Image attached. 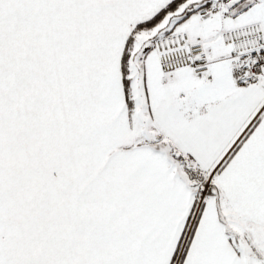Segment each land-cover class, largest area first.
<instances>
[{
	"label": "snow or ice",
	"instance_id": "snow-or-ice-1",
	"mask_svg": "<svg viewBox=\"0 0 264 264\" xmlns=\"http://www.w3.org/2000/svg\"><path fill=\"white\" fill-rule=\"evenodd\" d=\"M0 264H264V0H0Z\"/></svg>",
	"mask_w": 264,
	"mask_h": 264
}]
</instances>
